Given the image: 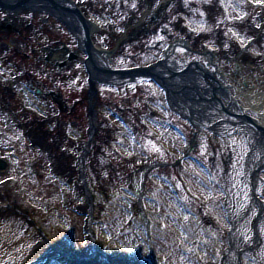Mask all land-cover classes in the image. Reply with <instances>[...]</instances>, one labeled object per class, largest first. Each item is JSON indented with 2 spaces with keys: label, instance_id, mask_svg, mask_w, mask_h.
I'll list each match as a JSON object with an SVG mask.
<instances>
[{
  "label": "rangeland",
  "instance_id": "rangeland-1",
  "mask_svg": "<svg viewBox=\"0 0 264 264\" xmlns=\"http://www.w3.org/2000/svg\"><path fill=\"white\" fill-rule=\"evenodd\" d=\"M106 1L81 0V3L89 11L91 18L100 25L93 35L96 42L103 47L112 48L121 34V23L118 24V22L124 15V10L122 0L120 3L117 0ZM190 2L191 0H186V3L180 6L174 5L173 2L168 9L170 20L172 18L182 23L188 19ZM191 7L193 8L194 5ZM145 8L144 5L143 9ZM151 12L152 10L148 12V17L151 16ZM207 13H211L217 24V11L207 10ZM190 19L189 25L195 24V28L202 26L213 30L216 26L210 21H205L203 17L200 19L201 25L198 24V18ZM245 26L240 27L238 31L245 29ZM68 38L71 37H66ZM120 51L122 46L118 47L115 55L112 56V65L130 64V60L120 55ZM80 52L85 55L82 50ZM2 64L5 65L4 69L13 68V70L7 73L0 69V81L9 83L14 90H18L14 98L15 104H20L22 108L21 111H17L19 117L16 115L12 120V113L6 109V98L0 97V155L7 156L11 161L9 168L0 171V205L4 204L0 206V264H79V262L80 264H104L106 258L113 264H135L136 258L138 264H156L152 251L158 255L163 254L161 260L158 259V264H227L223 255L228 252L230 246L228 235L232 225V213L236 208L239 188L242 184L240 183L241 174L244 171L242 167L246 163V153L249 149L247 141L240 135H233V138H237L239 146L232 148L235 160L229 165L228 172H220L219 168L218 173L214 172L211 167L207 169L203 163L196 161L179 168L182 188H188L206 204L208 212L220 226L219 230L198 223L195 215L191 216L186 205L184 210H181L180 206L177 207L170 200L171 195L175 196L173 188L162 181L169 172H165V175L158 173L148 175L152 176L155 184L157 181L163 182L159 185L161 188L154 192L152 199H146V194H143L140 201L143 207H147L152 221L149 232L150 246L147 237L144 238V235H148L145 223L139 220L138 208L134 206L137 198L136 191L140 188L139 179H128L125 180V185H121L122 180L119 177H103L102 183L98 181V177H95L101 174V172L97 173L102 166L99 164V159L110 153L103 142L109 140L110 147L115 146L125 156L135 155L137 158L134 159V163H139L142 161L139 160L140 156L146 152V148L155 147L154 141L146 140V131H158L155 133L156 141H161L167 153L173 152L174 155L183 153V148L177 150L182 143V134L165 123H161V126L153 124L150 116H144L141 125L143 130L140 134V127L133 122L136 118L125 120L119 114L110 111L108 107L98 111L95 138L90 143L83 168L87 183L103 185L109 191L103 194L101 191L94 192L91 188L92 208L97 215L92 219V228L95 231L94 238L100 252L84 261V259L65 257L50 251L41 233L35 227H31L21 214L14 213L8 203L17 202L22 205L26 203L32 209L31 217L35 219L36 224L52 238L54 243L64 246L66 251H70L69 253L90 255L93 252V240L88 233L89 205L85 198L83 179L77 176L81 171L77 154L81 153L84 146L82 142L81 150L77 149V143L89 137L91 118L83 111L70 115H67L68 111L57 113L55 107L50 105L49 99L34 95L22 84V79H17L22 73L18 63L12 65L7 60H2ZM83 72L74 74V80L80 78L81 74L83 76ZM124 88L121 87L119 91L124 92ZM130 88L132 92L136 91L134 84H131ZM63 91L66 95L64 97L71 101L73 95H70L69 90ZM60 115H63V119L56 127L55 123ZM146 124L148 127L151 126L148 128ZM35 129L42 134L41 139L31 135ZM49 133L58 134V143L55 144V148L59 156H65L66 160L69 159L68 157H74L70 159L74 168H70L72 165L69 162H62L63 164L59 165L61 170L64 167L61 173L64 174L65 179H68L67 182L60 175L52 173L54 168L51 165L52 151L42 154L39 151L33 152L38 150V142L40 144L46 142L47 138L44 134ZM225 138L230 140L229 137ZM225 151L229 154L227 149ZM261 174L260 193L262 195L260 193L258 195L264 199V170ZM138 175H141V171ZM155 184L147 181L145 191L147 188L154 187ZM117 188L122 190L120 195ZM8 192L15 197L10 199ZM152 216L155 219L152 220ZM161 219L166 222H160ZM258 233L260 243L253 253L244 254V264H264V215ZM252 235L253 223L247 233L248 241L252 239ZM39 239H41L40 243L42 242L40 246L32 248L33 243ZM193 240L195 241L192 242ZM156 246L161 251L160 254ZM30 249L31 253H28Z\"/></svg>",
  "mask_w": 264,
  "mask_h": 264
},
{
  "label": "flooded vegetation",
  "instance_id": "flooded-vegetation-1",
  "mask_svg": "<svg viewBox=\"0 0 264 264\" xmlns=\"http://www.w3.org/2000/svg\"><path fill=\"white\" fill-rule=\"evenodd\" d=\"M221 12L224 15H230L232 17L245 16V19L250 31L254 32L256 26L264 21V0H230ZM148 11H143L139 17L129 18L123 29L122 43H131L133 46H141L142 49L134 53L137 57L142 55V58L137 59L138 62L143 63L147 61H154L163 55V51L159 48L163 45H168L169 40L173 39L177 42H188L194 45H200L204 43L205 38L191 37L187 34L184 27H176L173 24H169V17L162 16L157 17L154 12L151 17H148ZM15 16H5L3 19L14 21H23L17 26H10L0 29V50L5 51L6 55H3L5 59L10 63L11 57L10 45L15 44L23 49L25 57L23 63H30L31 59H35V63L38 70L46 72L49 65H58L60 70L67 71L71 75L74 74V67L78 60L75 59L78 54L76 53V46L78 45L77 40L72 36L67 27L60 23L55 17L47 14L32 13V12H21L19 14H13ZM0 18V24L3 22ZM235 25L239 24V21L234 22ZM9 26V24H3ZM2 25V27H3ZM177 34L175 35V32ZM161 33V37L152 38L149 36L151 33ZM260 35L258 36V45L253 49V57H249L248 62H252L250 71L244 68H240V55L236 53L235 45L236 40L233 36L226 37L224 33H221L216 39L217 47L221 48L219 51L211 54L209 57V67L213 76L206 77V84H204L209 90H212V86L215 87L217 94L224 99L227 103L231 100L232 94H234L238 87L249 86L251 83L254 88L258 91V94L264 99V23L260 29ZM66 37H71L66 39ZM8 39V40H7ZM229 46H226V45ZM76 45V46H75ZM128 45V44H127ZM262 45V46H261ZM229 49H226V47ZM224 47V48H223ZM149 56V60L144 61L143 57ZM79 61L83 63V59L78 57ZM205 62H208L206 60ZM256 65V67H255ZM4 64L0 62V69L10 73L12 69H4ZM254 68V69H253ZM29 75L28 83L30 85L38 84L43 86L46 92L57 94V91L49 86L46 82V76L41 75L40 78L34 77L35 73L30 70H25ZM51 79V77L49 78ZM153 88L150 90L153 94L150 96L152 100L156 101L158 105L162 100L163 90L155 83ZM87 86V85H86ZM15 90L9 83H2L0 81V97L6 98L11 96ZM83 98L87 99L89 103L88 86L85 89ZM80 97L75 99V103L78 104ZM230 104V103H228ZM77 106V105H76ZM89 106V104H87ZM149 105L146 104L145 108ZM169 110V108H167ZM174 121H180V119L173 118ZM181 122V121H180ZM14 212H24L21 209L20 204H16L14 207L11 205ZM38 243L36 247L40 246ZM48 244V243H47ZM54 246L58 247L56 244ZM52 244H48L50 251H56ZM110 264V263H105Z\"/></svg>",
  "mask_w": 264,
  "mask_h": 264
},
{
  "label": "water",
  "instance_id": "water-1",
  "mask_svg": "<svg viewBox=\"0 0 264 264\" xmlns=\"http://www.w3.org/2000/svg\"><path fill=\"white\" fill-rule=\"evenodd\" d=\"M16 1L14 4H10V8H18V7H31L36 10H40L41 8L43 9H48L50 13L53 14L55 12V6L51 3L52 0H13ZM55 3H64L67 7V9L71 10L72 14L77 13L79 16L78 18L81 20L82 24L84 25V34L85 37L82 40L83 48L86 49L88 52V59L92 63L91 67L89 68V71L91 74L94 76L93 81H101V80H109L110 82H130V81H135L137 78L143 77V76H149L153 72L152 66H144V67H138V68H130V69H119V68H113L111 66L110 62V57L114 55L115 49L108 50L106 53L108 57L107 61H104L103 66L99 64V57H100V52L97 50L91 40V34H90V29L91 26L87 23L86 19L84 16L80 15L78 13L79 9L76 6H72L65 0H54ZM1 5L8 6L7 2L5 0H0ZM76 7V8H75ZM64 8V7H61ZM57 17H60L61 20L65 21L66 25L69 27V29L73 33H77L75 30H77L76 25L71 20V17L65 16L62 17V14H55ZM81 16V17H80ZM66 19V20H65ZM86 21V22H85ZM163 65V64H162ZM160 67V66H159ZM155 69H158V75L161 78V80L166 84L169 90H171V84L169 83L170 80L168 77H164L161 72L162 69L156 67ZM184 86L189 87V85L184 84ZM184 93H182V96ZM172 99H173V93H172ZM188 105L194 106L193 103L188 102ZM219 118L227 120V117L220 116ZM262 126V125H261ZM261 130L264 132L263 126L261 127ZM264 142V141H263ZM5 165L0 161V167H4ZM250 248V247H249ZM240 264V263H239Z\"/></svg>",
  "mask_w": 264,
  "mask_h": 264
},
{
  "label": "bare ground",
  "instance_id": "bare-ground-1",
  "mask_svg": "<svg viewBox=\"0 0 264 264\" xmlns=\"http://www.w3.org/2000/svg\"><path fill=\"white\" fill-rule=\"evenodd\" d=\"M91 33L93 34V32ZM95 47L99 48V46H95ZM253 104H254V108L251 110L252 113L264 111V102L253 100ZM254 117H259L260 119L264 120V116L260 114L254 115ZM253 142L254 141L252 140L251 143L253 144ZM257 158H258V154L256 153L255 146L253 145V148L250 147L249 150V155L246 164L247 165L246 174L243 178L242 186L241 188H239L238 200H237L236 208L233 212V219H232L233 226L230 232V242H231L230 256L234 253L235 249L238 247L237 235L240 234L242 235V233L244 235L247 234L251 226V222H252L251 218L257 211V208L253 201L254 198L251 197L250 181L252 180L249 174L250 169L255 168L257 162L259 161V160L257 161Z\"/></svg>",
  "mask_w": 264,
  "mask_h": 264
},
{
  "label": "trees",
  "instance_id": "trees-1",
  "mask_svg": "<svg viewBox=\"0 0 264 264\" xmlns=\"http://www.w3.org/2000/svg\"><path fill=\"white\" fill-rule=\"evenodd\" d=\"M109 162H112V160H110ZM118 169H119V168H118ZM102 170H103V172H105V173H106V171H107L105 167L102 168ZM112 176H113V177H119V178H121L120 175L118 176V174H116V173H114Z\"/></svg>",
  "mask_w": 264,
  "mask_h": 264
}]
</instances>
